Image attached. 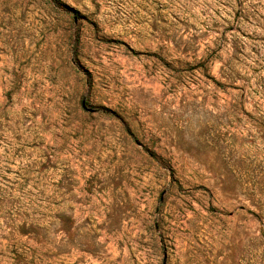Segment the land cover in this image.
<instances>
[{
    "label": "rangeland",
    "instance_id": "1",
    "mask_svg": "<svg viewBox=\"0 0 264 264\" xmlns=\"http://www.w3.org/2000/svg\"><path fill=\"white\" fill-rule=\"evenodd\" d=\"M0 264H264V0H0Z\"/></svg>",
    "mask_w": 264,
    "mask_h": 264
},
{
    "label": "water",
    "instance_id": "2",
    "mask_svg": "<svg viewBox=\"0 0 264 264\" xmlns=\"http://www.w3.org/2000/svg\"><path fill=\"white\" fill-rule=\"evenodd\" d=\"M82 107H83L84 109H86V107L84 106V104H82Z\"/></svg>",
    "mask_w": 264,
    "mask_h": 264
}]
</instances>
